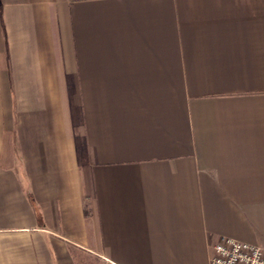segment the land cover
<instances>
[{"label":"crops","instance_id":"1","mask_svg":"<svg viewBox=\"0 0 264 264\" xmlns=\"http://www.w3.org/2000/svg\"><path fill=\"white\" fill-rule=\"evenodd\" d=\"M264 249V0H0V264H210Z\"/></svg>","mask_w":264,"mask_h":264},{"label":"built area","instance_id":"2","mask_svg":"<svg viewBox=\"0 0 264 264\" xmlns=\"http://www.w3.org/2000/svg\"><path fill=\"white\" fill-rule=\"evenodd\" d=\"M210 264H264V249L229 238L222 239L212 248Z\"/></svg>","mask_w":264,"mask_h":264}]
</instances>
